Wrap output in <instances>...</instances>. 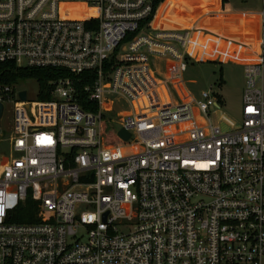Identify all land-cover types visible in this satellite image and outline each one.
<instances>
[{
	"label": "built area",
	"instance_id": "obj_1",
	"mask_svg": "<svg viewBox=\"0 0 264 264\" xmlns=\"http://www.w3.org/2000/svg\"><path fill=\"white\" fill-rule=\"evenodd\" d=\"M156 1L0 0V63L64 75L49 100L0 87V264H264V10L235 124L213 85L177 95L192 30Z\"/></svg>",
	"mask_w": 264,
	"mask_h": 264
},
{
	"label": "crops",
	"instance_id": "obj_2",
	"mask_svg": "<svg viewBox=\"0 0 264 264\" xmlns=\"http://www.w3.org/2000/svg\"><path fill=\"white\" fill-rule=\"evenodd\" d=\"M262 6L263 0H164L153 20L158 28L192 30L189 64H232L244 72V65L259 56ZM155 68L163 75L164 61L156 60ZM182 86L177 95L189 93L184 79Z\"/></svg>",
	"mask_w": 264,
	"mask_h": 264
},
{
	"label": "rangeland",
	"instance_id": "obj_3",
	"mask_svg": "<svg viewBox=\"0 0 264 264\" xmlns=\"http://www.w3.org/2000/svg\"><path fill=\"white\" fill-rule=\"evenodd\" d=\"M260 45L257 50L259 51ZM185 86L191 96L198 100L200 92L207 90L210 85L218 93L222 106L214 111L210 116L212 120H225L237 124L241 117V95L245 84L244 72L241 67L232 64L217 63H194L188 64L183 73ZM16 91H26L28 101H37L39 99L40 87L35 79H26L18 81L14 85ZM113 104V112L118 115L131 111L130 105L118 96H108ZM114 120L115 117H112ZM2 130L4 138H0V153L7 159L14 156L9 150L7 141L8 135L12 129V105L4 104V114L2 118ZM223 127V124H221Z\"/></svg>",
	"mask_w": 264,
	"mask_h": 264
},
{
	"label": "trees",
	"instance_id": "obj_4",
	"mask_svg": "<svg viewBox=\"0 0 264 264\" xmlns=\"http://www.w3.org/2000/svg\"><path fill=\"white\" fill-rule=\"evenodd\" d=\"M164 0H157L154 4V11L157 7L163 2ZM264 10V0L263 6ZM189 61V58L186 59ZM189 64V62H188ZM64 76L60 73H56L55 71L50 70H34V69H19L14 67L12 64L9 63H0V87L9 86L14 87V85L18 81L26 80V79H35L40 87V96L39 100H49V93L47 92L50 82L55 80L56 78ZM84 110H94L96 106H83ZM15 221L19 222H29L32 221V218H16Z\"/></svg>",
	"mask_w": 264,
	"mask_h": 264
},
{
	"label": "water",
	"instance_id": "obj_5",
	"mask_svg": "<svg viewBox=\"0 0 264 264\" xmlns=\"http://www.w3.org/2000/svg\"><path fill=\"white\" fill-rule=\"evenodd\" d=\"M19 99L21 101H25V92L22 91L19 93ZM3 114H4V106L3 104L0 102V137L3 136V131H2V118H3ZM118 136L123 139L124 141H126L128 139V134L124 131V130H121L119 133H118Z\"/></svg>",
	"mask_w": 264,
	"mask_h": 264
}]
</instances>
